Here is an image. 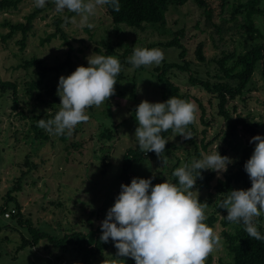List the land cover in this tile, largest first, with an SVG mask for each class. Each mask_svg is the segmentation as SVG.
Wrapping results in <instances>:
<instances>
[{
	"label": "rangeland",
	"instance_id": "374dc122",
	"mask_svg": "<svg viewBox=\"0 0 264 264\" xmlns=\"http://www.w3.org/2000/svg\"><path fill=\"white\" fill-rule=\"evenodd\" d=\"M214 8V21L223 28L222 37L216 33L215 28L207 21L203 7L195 0H189L183 6L171 5L167 13V25L164 28L146 26L145 29L116 25L106 13L104 6H98L95 15L89 22L93 28L81 25V17L75 13L69 23H64L63 28L69 36L73 46L64 43L60 37H55L49 42L42 43L49 33L56 29L54 17L64 18L68 13H58L52 0H46L34 20V28L30 32L27 47L20 50L18 40L21 33L9 39L6 44L0 42V81L12 80L18 84L19 108L13 106L12 92L8 98L0 95V203H3L6 192L14 186L15 180H21V189L14 195L22 212L30 217L34 224L52 235L62 238L65 234L73 232L87 233L101 225L106 217L107 210L114 204V197L122 184L121 173L123 170L124 156L131 148L138 145L134 137L137 121L135 108L144 99L150 102H163L162 86L155 75L152 65L135 69L129 72L123 80L117 79L115 94L106 100L100 107L93 108L87 123H79L67 140L61 136L49 135L36 137L32 129L33 116L41 110L53 111V106L59 108L60 97L56 94L59 77L69 75L79 65L87 66L86 57L91 53L104 55L106 46L111 45L115 53L120 55L126 50L132 55L135 47L158 48L163 51L164 61H176L181 49L166 47L162 44L171 40L175 33L185 30L182 41L187 51L185 59L191 62V67L201 78L216 80L215 76L220 71L216 58L223 56V51L238 53L246 51L253 42L251 35L241 28L244 17H232L233 5L237 0H229L226 10L222 11L221 0H208ZM34 0H25L20 9L14 12L0 14V35L9 32L3 26L4 21L14 23L25 21V16L40 7H34ZM256 22L264 33V17L257 18ZM200 42L204 43L206 60L201 62L197 58L196 48ZM159 43V44H158ZM154 45V46H153ZM101 49L102 51H99ZM70 52V57L68 55ZM37 56L43 59L46 66H57L67 63L59 71H49L45 83L35 90L32 97L26 93L28 82L38 77L39 69L36 66L29 69L15 68L24 59ZM117 58V56L111 55ZM72 65V66H71ZM170 76L181 87L183 93H190L197 106L196 121L188 126L187 131L195 129L191 139L172 133L168 141L176 146L173 153L167 156V163H161L158 158L148 156L143 161L134 162L132 172L139 177H152V183H159L165 179L173 181L172 172L184 163H191L197 156L196 146L201 153H208L217 144L221 155L233 158V163L228 165L226 172L218 177L215 172L212 187L199 189V198L206 199L212 192L215 202L225 196L215 189L218 178L238 168L243 149L251 139L242 130L233 131L226 119L218 113V100L207 92L202 85H193L187 72L174 69ZM254 83L246 93L247 99H237L230 104H237L238 110L234 117L241 113L248 119L261 123L264 134V77L261 66L257 69ZM200 100V101H199ZM205 107L206 114L211 122L207 141H211L208 149L202 146L204 137V124L201 122L200 104ZM23 112V113H22ZM87 114L89 110H86ZM112 129L113 138L108 139L102 135L106 128ZM194 140V141H193ZM254 145V143L252 144ZM37 164V168L27 172L30 166L26 158ZM109 156V157H108ZM106 161L108 164L106 165ZM23 171H25L23 173ZM212 172V170H207ZM174 182V181H173ZM247 189L239 184L235 189ZM10 209L14 213L16 203L10 201ZM208 214L213 211L207 208ZM227 211L220 210L219 220L212 227L214 232L222 237V247L210 254L205 264H221L232 261L233 255L229 251L223 230H234L236 224L225 225L223 220ZM264 221V215H262ZM260 217L257 218L259 223ZM207 224V222L205 221ZM5 224L10 227L5 228ZM0 264H78L79 256L72 249L57 247L47 239H42L36 246L17 251L22 243V236L30 237L25 227L18 224L8 214L0 212ZM111 241V240H110ZM111 247L99 255L92 264H101L106 259L113 258L116 248L111 241ZM125 264H129L125 261Z\"/></svg>",
	"mask_w": 264,
	"mask_h": 264
},
{
	"label": "clouds",
	"instance_id": "9594fccd",
	"mask_svg": "<svg viewBox=\"0 0 264 264\" xmlns=\"http://www.w3.org/2000/svg\"><path fill=\"white\" fill-rule=\"evenodd\" d=\"M58 13H76L81 25L93 28L89 22L98 6L110 5L120 11V0H52ZM46 0H34V7L43 8ZM87 66L79 65L69 75H61L56 94L60 97L58 111L53 118L40 119L37 126L49 135L71 136L79 123L90 119L86 110L100 107L115 94L117 76L122 70L118 58L91 53ZM164 53L158 48L135 47L128 63L129 72L141 66L159 65ZM197 106L189 101L170 96L163 102L142 100L135 108L137 127L134 137L144 153L154 152L161 163L168 140L162 133L171 129L183 139L193 136L187 128L196 121ZM251 156L243 167L251 180L247 189H231L217 201L218 208L226 209L224 217L232 224L242 225L250 238L264 241L258 229L257 218L264 215V135L256 134ZM217 144L210 152L201 153L191 163L176 167L172 176L176 182L165 179L152 183V177H133L122 183L114 204L101 222L100 241L111 240L116 254L101 264H125L132 258L135 264H205L210 254L222 247V237L205 223L208 203L199 200L197 179L202 170H212L218 177L232 164L233 158L221 155Z\"/></svg>",
	"mask_w": 264,
	"mask_h": 264
},
{
	"label": "trees",
	"instance_id": "16d2710c",
	"mask_svg": "<svg viewBox=\"0 0 264 264\" xmlns=\"http://www.w3.org/2000/svg\"><path fill=\"white\" fill-rule=\"evenodd\" d=\"M25 0H0V14L4 12H14L20 9L21 3ZM189 0H120V11L116 12L110 5H104L106 13L111 17L113 23L116 25H126L128 27L145 29L146 26H154L155 28H164L167 25V13L171 5L183 6L188 3ZM199 6L203 7L204 13L206 14L207 21L215 28L216 33L222 37L223 28L221 25L214 21V8L207 2L208 0H195ZM222 1V11L226 10V6L229 4V0ZM238 2L233 5L232 17L237 19L239 15L244 17V22L241 28H245V32L251 35L253 42L251 46L243 52H237L236 50L227 52L223 51V56L216 58L218 63L219 73L216 74V80H211L209 78H201L199 74L196 73L191 67V62L185 59L187 48L182 41V37L185 35V30L178 31L175 36L163 43L166 47H176L181 49L179 57L182 59L176 61H164L162 65H158L154 69V73L158 78V82L162 86L163 97L165 101L170 96H176L178 98L184 99L189 102H193V97L190 93H183L181 87L176 84L170 73L174 69L180 70L182 72L188 73V78L193 85H202V87L209 92L214 98L218 100V113L224 119L228 121L230 127L233 131L242 130L248 137H253L256 134H261V123L253 119H248L241 113L234 117L233 113L238 110L237 104H233L232 109L229 107L231 102L237 99H247L246 93L251 91L252 88L249 86L254 83V75L257 69L261 66L262 74L264 77V33L258 26L256 19L264 17V0H237ZM42 9L32 11L30 14L25 16V21L12 22L10 20H5L3 26L9 28V32L0 35V42L6 44L9 39L13 38L16 34L21 33V38L18 40L20 45V50L24 51L28 44V39L31 30L34 28V20L38 16ZM75 13L68 12L64 18L60 16L54 17V23L56 29L54 32L49 33L46 38L42 39V43L49 42L55 37H60L64 40V43L70 46V50L73 46L69 40V36L63 28L64 23H69L70 18L74 16ZM159 44V43H158ZM154 46V45H153ZM107 51L103 52L104 55H116L119 59L122 70L117 76L118 81L123 80L128 76L126 73V68L132 67L128 63L129 51L126 50L123 54H116L115 50L111 45L106 46ZM102 51L101 49H98ZM196 54L199 61L204 62L206 60L204 52V43L200 42L196 48ZM70 57V52H68ZM68 57L67 63H61L57 66H46L43 59L33 56L31 59H24L22 63H19L15 68H25L36 66L39 69V75L36 79H32L28 82L26 87V93L28 96L32 97L35 90L41 88L45 83V78L47 77L49 71H59L63 69L66 65L71 64V60ZM72 66V65H71ZM143 68L141 66L139 69ZM72 71L73 69L71 67ZM12 92L13 95V106L15 109L19 108V92L18 84L12 80H1L0 81V95L2 98H8V94ZM200 101V100H199ZM93 107L89 108V114H93ZM58 107L53 106V111L49 112L46 110H41L39 113L33 116L32 129L36 133V137H45V130L37 126V122L40 119H50L53 118L55 113L58 111ZM23 113V112H22ZM200 114L201 122L204 124L202 139V146L206 150L211 141H207L205 135L208 133V126L211 122L206 114L205 107L200 104ZM90 116V115H89ZM193 127V124H190ZM114 128V127H113ZM112 127L106 128L102 135L108 139L113 138ZM195 127L192 128L191 134L195 133ZM173 133L171 129L162 133V136L168 140L169 136ZM69 136L63 135L65 140ZM194 141V140H193ZM250 140L248 145L244 147L240 160L238 161L239 166L236 170L231 171L226 174L224 178H218L215 185L217 192L226 196L231 189H235L236 185H243L247 188L251 187V180L248 174L244 170V163L251 156L255 145H252ZM176 146L169 141L166 144L164 155H171ZM197 156L201 154L199 146H196ZM152 156L157 158L154 152L144 153L141 151L137 145L135 148H131L127 151L124 156L123 170L121 173L122 183L128 184L131 182L133 177H139L136 173L132 172V165L134 162L143 161L144 158ZM109 157V156H108ZM199 159V158H197ZM27 164L30 166L27 172L32 171L37 168V164H34L29 160V156L26 158ZM189 163V160H187ZM108 161H106V165ZM25 171H23L24 173ZM202 179H197L196 185L199 189H206L212 187V181L215 177V172H208L207 170H202ZM21 177H19L14 182V186L9 188L6 192L3 203H0V212L5 215L9 213L13 219H17L18 224L27 229L30 237L23 235L22 243L17 247V251H21L28 246H36L42 239H47L52 242L57 247L69 248L74 250L79 256L78 264H92L94 260L108 250L111 247V241L107 243H102L100 241L101 227L100 225L90 230L87 233L83 232H73L70 234H65L62 238L50 234L47 231L42 230L40 227L36 226L30 217H27L22 212V207L18 204L17 197L14 193L21 189ZM177 178L173 177V181L176 182ZM120 191V190H119ZM118 191V193H119ZM115 195V198L118 195ZM14 200L16 206L13 213L10 209V201ZM201 202H207L208 207H212L213 211L209 213L207 217V225L213 227L214 224L219 220L220 210H225L218 208L215 202V196L212 192L208 194L206 199L199 198ZM208 209L205 210V214H208ZM259 223H257L258 229L262 235H264V221L263 217H260ZM225 225L230 222L226 219L223 220ZM5 228H9L8 224L4 225ZM2 226H0L1 231ZM223 237L226 240L229 251L233 255L232 261L222 262L221 264H264V241L256 240L250 238L244 231L242 225H235L234 230H223ZM2 242L0 240V246ZM129 264H135L132 258H123Z\"/></svg>",
	"mask_w": 264,
	"mask_h": 264
},
{
	"label": "built area",
	"instance_id": "2783aa9c",
	"mask_svg": "<svg viewBox=\"0 0 264 264\" xmlns=\"http://www.w3.org/2000/svg\"><path fill=\"white\" fill-rule=\"evenodd\" d=\"M8 214V216L10 215L9 213H7Z\"/></svg>",
	"mask_w": 264,
	"mask_h": 264
}]
</instances>
